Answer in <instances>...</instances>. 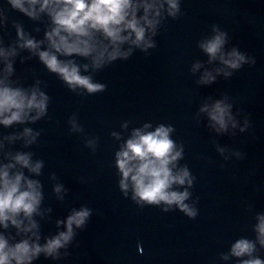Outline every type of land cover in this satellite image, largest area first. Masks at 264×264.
Instances as JSON below:
<instances>
[{
  "label": "water",
  "instance_id": "95a60500",
  "mask_svg": "<svg viewBox=\"0 0 264 264\" xmlns=\"http://www.w3.org/2000/svg\"><path fill=\"white\" fill-rule=\"evenodd\" d=\"M178 3L176 18L163 13L151 37L153 48L132 46L127 59L100 70H94L88 58L59 57L81 66L88 63L81 74L106 85L104 91L89 94L83 88L69 89L38 55L19 47L17 25L27 36L44 41L41 50L47 48L45 32L52 26L47 13L33 19L0 0V47H15L17 53L10 57L9 80L26 89L38 86L49 97L41 119L9 127L0 124V163L8 162L6 152L16 151L31 152L33 161H44L39 175L22 169L41 184L40 214L33 216L39 243L64 231V224L56 222L65 221L73 209H91L86 226H74L76 235L59 250L58 259L40 254L32 264H238V258L229 255L225 260L222 254H228L239 238L256 239V215L264 214V0ZM213 26L227 33L225 52L235 47L255 63L244 64L229 77L217 74L215 69L224 65L219 59L209 63L199 47L201 40L215 34ZM197 62L202 67L193 71ZM3 67L0 59V72ZM206 69L216 78L203 84L199 81ZM225 97L237 127L229 124L227 131L218 133L200 108ZM246 118L249 126L241 132ZM72 120L80 130H72ZM146 123L151 125L148 130L160 123L172 125L171 138L183 145L178 166L186 165L195 179L191 187H173L188 188L186 203L196 208L194 218L175 206L169 211H163V205L141 207L131 199V190L127 196L120 190L115 152L133 128ZM25 127L40 133L35 143L25 146L24 138L5 139ZM56 184L63 186L59 193L54 191ZM0 233L14 238L10 243L31 236L17 235L11 224L7 229L0 225ZM256 247L254 255L264 259V248L258 243Z\"/></svg>",
  "mask_w": 264,
  "mask_h": 264
},
{
  "label": "clouds",
  "instance_id": "9594fccd",
  "mask_svg": "<svg viewBox=\"0 0 264 264\" xmlns=\"http://www.w3.org/2000/svg\"><path fill=\"white\" fill-rule=\"evenodd\" d=\"M12 8L35 19L39 13L45 12L51 19V28L45 32L47 48L41 50L44 41L27 36L17 25L19 47L27 48L38 55L47 69L57 76L71 90L83 88L89 94L102 92L106 85L94 82L91 75L81 74V67L88 70L89 64L82 66L73 59H60L73 55L88 58L94 70H100L117 59H127L133 47L146 51L155 47L151 39L158 31L164 19L163 13L176 18L180 12L178 0H8ZM165 3L167 9H165ZM39 5V8H36ZM142 10V14L138 15ZM214 35L199 42V47L208 55L209 63L219 59L224 67L215 69L217 74L225 77L244 64H254V58L233 47L224 51L227 33L213 26ZM147 33V35H146ZM128 44L124 50L122 46ZM16 48L0 47V59L4 67L0 72V124L5 127L13 124L35 122L47 114L48 95L38 86L26 89L13 86L9 76L13 72L10 57L16 56ZM200 62L193 65V71L201 68ZM212 71L205 70L200 83L208 84L215 80ZM216 100L212 104H204L200 111L207 114L211 127L216 132L228 130L229 124L237 127L232 115V104L225 100ZM32 113H35L32 115ZM72 123V130H80ZM127 127V124L124 125ZM249 126V120L240 128L243 132ZM150 124L132 129L131 135L115 152V166L119 173V188L125 196L131 190V199L141 207L145 205L161 206L163 211L175 208L190 218L197 215L194 206L186 203L191 193L188 188L177 190L173 186L191 187L195 179L188 167L178 166L183 158V145H178L171 138L174 131L172 125L158 124L154 130ZM39 132L25 127L22 133H13L5 137L9 142L24 138L25 146L36 142ZM119 139V134L113 132ZM89 144L92 142L89 141ZM3 144L0 143V148ZM223 154L225 149L218 148ZM8 162L0 163V225L7 229L9 224L15 227L17 235L31 233L28 238L10 243L11 237L0 233V264H32L40 254L46 258L58 259L59 250L67 248L73 241L76 229H83L91 215V209L81 207L73 209L65 221L57 220V225L64 224L65 230L59 231L50 238L39 243L38 224L34 214H40L43 199L41 184L38 180L25 175L22 169L39 175L44 161H33L31 152L16 151L4 154ZM241 156L240 152L236 153ZM19 166V167H18ZM55 179V173L52 174ZM63 186L56 184L54 191L61 192ZM66 191V190H65ZM62 199V197H61ZM27 221V223H25ZM254 225L256 239L239 238L232 243L230 252L222 254L227 260L229 255L238 258V264H264V259L254 255L257 243L264 248V214L256 215ZM35 237V239H32ZM64 255H68L67 252Z\"/></svg>",
  "mask_w": 264,
  "mask_h": 264
}]
</instances>
